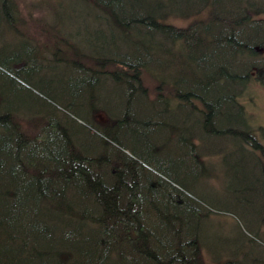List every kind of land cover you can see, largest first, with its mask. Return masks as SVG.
Masks as SVG:
<instances>
[{"label":"trees","instance_id":"obj_1","mask_svg":"<svg viewBox=\"0 0 264 264\" xmlns=\"http://www.w3.org/2000/svg\"><path fill=\"white\" fill-rule=\"evenodd\" d=\"M52 6L59 8L54 20L70 13L73 34L64 40L53 26L17 32L39 51L12 56L11 64L0 59V264H192L187 256L200 264H264L254 248L242 251V241L208 242L217 207L229 211L197 188L220 173L230 180L231 167L259 166L264 199V127L250 124L243 104L250 85L264 86V0ZM25 15L14 0L0 1L3 26L31 24ZM41 37L60 45L49 48ZM81 37L87 48L75 46ZM51 60L65 62L86 113L20 74L29 62ZM96 83L111 91L94 109ZM23 91L69 115L41 106L26 121L16 107ZM253 219H238L250 236L242 235L264 247V217Z\"/></svg>","mask_w":264,"mask_h":264},{"label":"rangeland","instance_id":"obj_2","mask_svg":"<svg viewBox=\"0 0 264 264\" xmlns=\"http://www.w3.org/2000/svg\"><path fill=\"white\" fill-rule=\"evenodd\" d=\"M14 1L19 7V12L23 16H26L25 13L30 11V14L33 16V20L31 21L32 23L29 24L30 21L26 19V25L15 26L12 28L0 24V59L4 63L7 62V64H11L12 61L10 60L13 59L12 56H14V59H17L21 56L33 54V51H39V49H30L31 45L29 42L19 36L17 32L33 33L35 29L49 30L50 26H53L55 29H58L57 31L61 35L64 36V40L67 38L68 34H73L74 20L72 19L70 13L65 14L63 11L61 14V21L54 20L55 11L57 9H54L56 7H53L52 4L59 2V0ZM32 4H35V7L30 10V6H32ZM174 23L176 25H186V22L182 21ZM41 39L44 40V43L47 44L49 48L53 46V44L60 45L56 41L52 42V39L49 37H41ZM86 40V38L81 37V39H78L79 42L75 46L78 48L85 47L83 44L88 43ZM69 42L72 46L73 41L70 39ZM97 47L94 46V49H98ZM76 61L77 63H81L82 59H78ZM66 70L67 67L65 62L51 60L49 62H29L19 71L26 80L33 84L34 88L46 92L52 99L59 101L61 104L66 103L65 106L68 105L74 113L80 116L81 114L86 113L84 109L79 107L82 98L79 94H77L76 84L72 82L73 80H67L66 75H64ZM93 87L94 96L91 99L95 105L94 109H96L102 105L103 102H106V94L111 91V88L105 89L102 86L100 87L97 83L93 84ZM60 90H62V94L60 93ZM63 90L66 93V96L64 95ZM95 94L98 96L95 97ZM243 104L245 106L250 124L254 127H264V86L255 84L250 85L247 90V98L243 100ZM41 106L50 113L55 114L54 116L57 117H63L61 116V113L69 115L67 112L58 109L57 107L55 108L50 106L48 102L38 98L29 91L21 92L16 104V107H21V111L25 115L26 121H31L33 118L39 116L41 114ZM109 106H111V104H109ZM28 110H32L34 115L30 117L26 116ZM77 122L83 125L79 120H77ZM135 124H137V122L132 123V125ZM29 127L36 129L40 128L39 126H34L33 124ZM27 129H29L28 126ZM127 129L133 130L130 126H127ZM33 133L34 130H32L31 134ZM119 135H121V132ZM136 141L137 140L135 139V142ZM138 141L140 146L144 148L149 145V142L145 139V137L139 139ZM228 174L231 177L230 180L224 179V174L220 173L218 175H214L213 178L211 177L201 184L199 183L197 186L199 196L203 200L212 202L222 208L224 207L227 211H229L228 213H220L211 216V220L208 223L211 226V229L207 232V235L209 236L208 242L219 248L223 243H229L230 245H228V247H232L233 244L242 241L245 245L244 250H242L244 253H247L248 251H251V248H254V251H258L264 255V247L250 244L247 239L243 237L242 232L245 235L248 233L238 220L246 219L249 222L251 218L261 219V217H264V206L261 205V201H264V199H261V167L257 166L254 170L248 165L247 168L245 166L231 167ZM236 222L239 223L241 230L236 227ZM263 229L262 232H264ZM260 235L263 236V234H261V230ZM203 253L205 257L207 256V259H210V256L207 255L208 252L206 253V251H204Z\"/></svg>","mask_w":264,"mask_h":264},{"label":"bare ground","instance_id":"obj_3","mask_svg":"<svg viewBox=\"0 0 264 264\" xmlns=\"http://www.w3.org/2000/svg\"><path fill=\"white\" fill-rule=\"evenodd\" d=\"M57 9H59V8H57ZM46 38H47V37H46ZM47 46H48V45H47ZM48 47H49V46H48ZM262 194L264 195V187H262ZM215 211H216L217 214H220V213H228V212H225V211H222V212H221V210H220L218 207H217V210H215ZM209 222H210V221H209ZM209 222H207L208 230L211 229V226L208 224ZM201 255H202V256H205L203 252H201ZM255 255H259L260 260H261V259H262V260L264 259V255H263L262 253H260V252H257ZM255 255H254V256H255ZM254 256H252V258H253ZM262 256H263V257H262ZM206 257H207V256H206ZM187 258H188V260H189L192 264H200V263L194 262V261H193L194 259H193L192 257H188V256H187ZM252 258H251V259H252ZM263 261H264V260H263Z\"/></svg>","mask_w":264,"mask_h":264}]
</instances>
